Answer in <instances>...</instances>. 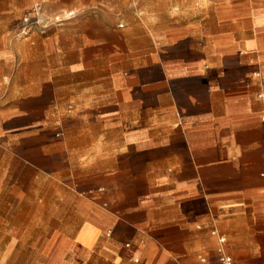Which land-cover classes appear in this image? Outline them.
I'll return each mask as SVG.
<instances>
[{
  "label": "crops",
  "instance_id": "0c3cea01",
  "mask_svg": "<svg viewBox=\"0 0 264 264\" xmlns=\"http://www.w3.org/2000/svg\"><path fill=\"white\" fill-rule=\"evenodd\" d=\"M220 247L264 264V0H0V264Z\"/></svg>",
  "mask_w": 264,
  "mask_h": 264
},
{
  "label": "built area",
  "instance_id": "2783aa9c",
  "mask_svg": "<svg viewBox=\"0 0 264 264\" xmlns=\"http://www.w3.org/2000/svg\"><path fill=\"white\" fill-rule=\"evenodd\" d=\"M71 16H73V13H69L66 17L46 16L44 14L42 6L38 4L35 8V15L27 16L23 19L20 33L23 36H28L35 31L45 33L50 26L61 25L66 19L70 18ZM220 241L223 243L225 241V238H221ZM219 260L221 264H235L233 257L226 253L224 247L219 248Z\"/></svg>",
  "mask_w": 264,
  "mask_h": 264
},
{
  "label": "rangeland",
  "instance_id": "374dc122",
  "mask_svg": "<svg viewBox=\"0 0 264 264\" xmlns=\"http://www.w3.org/2000/svg\"><path fill=\"white\" fill-rule=\"evenodd\" d=\"M239 14H240L241 16H242V15H246V14H248L247 6H240Z\"/></svg>",
  "mask_w": 264,
  "mask_h": 264
}]
</instances>
